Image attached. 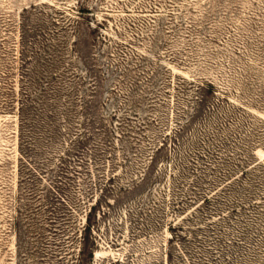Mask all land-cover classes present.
<instances>
[{"label":"rangeland","instance_id":"374dc122","mask_svg":"<svg viewBox=\"0 0 264 264\" xmlns=\"http://www.w3.org/2000/svg\"><path fill=\"white\" fill-rule=\"evenodd\" d=\"M0 264H264V0H0Z\"/></svg>","mask_w":264,"mask_h":264},{"label":"trees","instance_id":"16d2710c","mask_svg":"<svg viewBox=\"0 0 264 264\" xmlns=\"http://www.w3.org/2000/svg\"><path fill=\"white\" fill-rule=\"evenodd\" d=\"M206 86L209 90H213V86L210 83L206 84Z\"/></svg>","mask_w":264,"mask_h":264}]
</instances>
